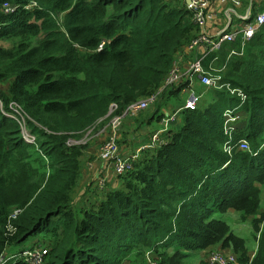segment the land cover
Wrapping results in <instances>:
<instances>
[{"label": "trees", "instance_id": "obj_1", "mask_svg": "<svg viewBox=\"0 0 264 264\" xmlns=\"http://www.w3.org/2000/svg\"><path fill=\"white\" fill-rule=\"evenodd\" d=\"M31 1L36 5L25 9ZM4 4L14 10L4 12ZM242 5L251 7L247 22L264 10V0ZM199 33L184 0H0V41H10L0 46V260L24 250L7 254L12 246L39 236L47 242L42 264H146L150 250L161 264H185L191 253L205 256L217 248L231 250L237 264H264V23L243 48L241 40L226 42L202 60L206 72L245 99L225 88L207 89L189 75L199 81V103L181 108L151 146L160 123L174 113H163L167 98L190 80L167 88L164 82ZM152 96L150 107L133 117L136 126L147 127L136 145L149 147L131 148L129 157H137L117 176V186L107 183L77 205L89 143L68 141ZM12 102L27 117L34 144L1 112ZM227 111L237 117L233 141L246 140L249 151L224 150ZM126 135L120 132L119 149ZM231 211L253 229L252 258L244 239L216 217ZM4 264L29 263L15 258Z\"/></svg>", "mask_w": 264, "mask_h": 264}, {"label": "built area", "instance_id": "obj_2", "mask_svg": "<svg viewBox=\"0 0 264 264\" xmlns=\"http://www.w3.org/2000/svg\"><path fill=\"white\" fill-rule=\"evenodd\" d=\"M211 2L212 0H192L191 5L189 6L193 10L194 14V21L197 24V26L200 28L199 36L194 39L189 45L188 50L193 49L194 47L203 44L205 46L206 53L203 54L200 58L194 60L190 68L188 70V74L190 76L197 75L199 77L200 82L207 88V89H221L225 88L227 89L231 94L238 95L241 100L245 99L244 93L237 88H232L231 85L227 82H222L221 76L206 72L202 66V60L205 57L206 54L210 52L219 51L222 48V45L226 42L228 43H235L238 40H241V47L246 44V42L252 37L254 32L264 23V10L257 13L254 20L250 22H246L242 26L235 25L233 28L225 27L222 30L216 31L214 35H207L204 32V28L207 24V22L213 20L214 18V11L211 9ZM235 3L231 5L230 8H228L227 12L228 14H235V7L240 4L239 1H234ZM36 3L34 1H31L29 4H27L24 8L30 9L34 7ZM4 12H12L14 8L12 6H9L8 4H4L3 6ZM251 15V9H247L246 12L239 15L238 18L242 20H248ZM101 47V45H100ZM242 51V49H241ZM241 51L237 53L234 50L230 51V55H237L241 54ZM181 74L177 68H173L171 72L169 73L168 77L166 78L163 88H167L175 84L180 78ZM155 100V97H148L144 100H141L139 102H136L134 104L129 105L124 112L118 115H113L108 123L107 126L110 128V134L108 138L103 142L101 146V152L100 157L102 160L109 162L112 165L113 172L119 176L124 174L126 171L130 170L132 167V163L137 157V155H133L131 157H123L119 153L118 143L117 140L119 138V128L121 126L122 120L129 116V115H135L138 112L145 110L150 104H152ZM199 96L196 94L195 90L189 88L188 96L185 100V103L183 105V109H194L198 104ZM1 104V100H0ZM115 106H112L110 109V114L114 113ZM1 112L8 118L14 119L18 122L21 128L22 138L26 143L34 144L35 143V137L27 130L26 128V116L23 113L21 107L12 102L9 105V111L1 110ZM226 116V122H225V128L224 132L227 136V142L224 144V150L228 153H231L234 148H237V150H243V151H249V144L246 140H238L233 141V131H234V122L237 120V117L232 116L231 112L227 111L224 114ZM174 118V115H172L169 118H166L164 120V129L159 130L158 132H155L152 136L151 140V146H154V144H159L161 142L160 140V133L167 128V123L171 122V120ZM97 126V125H96ZM90 128L86 133L85 137L89 135V133L94 130L96 127ZM83 137H81L78 141L76 140H69L68 144H86L85 141L81 140ZM149 147L148 145L141 147L138 149L137 153L144 148ZM98 185L100 188H104L105 186V179H100L98 181ZM263 226V225H262ZM44 251H25L23 252L21 258H23L26 262L29 264H42L44 260ZM153 252L147 251L146 257L148 264H161L154 256ZM2 259V258H1ZM1 261V260H0ZM207 261L209 264H237V259L235 255L231 253H226L224 251H221L220 249L212 250L207 258Z\"/></svg>", "mask_w": 264, "mask_h": 264}, {"label": "crops", "instance_id": "obj_3", "mask_svg": "<svg viewBox=\"0 0 264 264\" xmlns=\"http://www.w3.org/2000/svg\"><path fill=\"white\" fill-rule=\"evenodd\" d=\"M234 1L240 2V4L235 7V14L237 17L239 15H241L242 13L246 12V10L248 8L251 9L250 5L243 7L242 0H212L211 9L214 11V18H213V20L207 22V24L204 28V32L207 35H210V36L214 35L216 33V31H218V30H222L225 27L233 28L236 25V24L232 23L231 15L228 14V12H227L228 8H230L231 5H233L235 3ZM252 1H254L257 5H259L262 0H250V3H252ZM246 22H247V20L241 19L239 22L240 26H242ZM198 46L194 47L191 50H188L186 48L181 53H179L177 55L176 61H175V68H177L179 70L180 74L182 75L180 79L188 78V80H190L189 74L187 72H188L192 62L189 60L194 58V57L191 58L190 55H194L197 52L200 53V52H203L205 50V46L203 44H200ZM189 82H190L189 86L183 88L182 91H180V93L177 94L175 97L167 98L168 100L164 104L165 107H162L163 113H166L167 111H172L174 113L176 112L175 114L173 113L174 118L171 120V122H169V124L167 123V125H169V126H173L174 123L177 122V120L179 119L178 114H179V111H181V108L183 109L182 106L184 105L185 100L188 96L189 88H191L195 91L198 90L197 83L199 81H195V80L193 81V79H191ZM137 114L129 115L123 119V121L127 120V125H128L126 127V133H127L126 140H127V142L123 143L121 145L119 152L124 153L126 155L130 154L129 151L131 148L138 146L137 147V149H138L144 144V143H142V145L141 144L136 145L137 143L143 142V141H140V140H142V138L140 136L143 137L146 134V130H147V127L145 126V124L141 125L140 127H139V125L136 126V123L134 122L133 117H135ZM128 118H132V119H128ZM164 126H165V124L163 121V123L162 124L160 123V125L158 127L159 130L164 129ZM99 133H100V131L97 132V134H99ZM109 134H110V132H109ZM118 136L120 138V134H118ZM121 137H122V135H121ZM119 138H118V140H119ZM97 139L98 140H96V142H91V143L89 142L90 144H89V147L86 151L85 170L88 173L87 176H91V177L95 178L96 176H100L101 173H103L105 170H107L109 177H110V180L108 181V183L112 184L113 186H117L118 181L115 184H113V180H112L113 173H114L113 169H112V165L110 164V167H109L108 162L102 160L100 157L101 146L106 139L104 141H103V138H100V139L97 138ZM118 140H117V142H118ZM82 181H83V179H82ZM84 181L86 182L87 180L84 179ZM88 185H90V182H86V185H82L83 186L82 192H81L82 194L87 192V190H88L87 186ZM263 194H264V190L262 191V198H264ZM87 195L89 196L90 193H88ZM86 199H88V198H86ZM255 251H256V247H255L253 253H255ZM199 256H200V259L202 261V257L200 254H199ZM188 258H189V256L187 257V259ZM200 259H199V262H200ZM199 262H196V264Z\"/></svg>", "mask_w": 264, "mask_h": 264}, {"label": "rangeland", "instance_id": "obj_4", "mask_svg": "<svg viewBox=\"0 0 264 264\" xmlns=\"http://www.w3.org/2000/svg\"><path fill=\"white\" fill-rule=\"evenodd\" d=\"M259 12H261V11H258L257 13H259ZM231 19H232V23H234V24L239 23L238 22L239 18L237 16H235L234 14H231ZM9 44H10V41H0V46H8ZM198 93H199V91L196 92L197 95H199ZM202 94H204L203 91H202ZM199 100H198V103H199ZM150 105L145 110H147L150 107ZM142 111H144V110H142ZM107 123L102 125V126L97 125L94 128V130H92L89 133V135L87 137L83 136V138L81 140L85 141L86 144L89 143V142L90 143L91 142H96V140H98L97 138H99V139L103 138V141H104L105 139L108 138L109 132H110V128L107 126ZM155 126H157V125H155ZM126 127H127V121H123L122 120L121 126L119 128V134H120V132L126 130ZM98 131H100L99 134H97ZM122 156L123 157H129V155H125V154H123ZM83 159H84V162H83V168H82V177H81V181H80V185H81L80 187H83L82 185H86V182H90V189H88L87 192H85L83 194H79V190L80 189H77L76 196L79 198L76 201L77 205L78 204L81 205L84 202V200H87L86 198L91 200L94 197H96L98 194H100L103 189L107 188V183L110 180V177H109V174H108L107 170H105L103 173H101L100 176H96L95 178L91 177V176H87L88 173L85 170L86 156ZM108 164H109V167H110V163L109 162H108ZM102 178L105 179V186H104L103 189L100 188L99 185H98V181L100 179H102ZM82 179H83V181H82ZM84 179L87 180V181L85 182ZM112 180H113V184H115L117 182V175L115 173H113ZM259 187H260V190H261V200H263L262 201V204H263L262 210H263V213H264V198H262V191L264 190V182L259 184ZM88 193H90L89 196L87 195ZM81 199H82V203L80 202ZM240 216H241L240 213L237 212V211H231V212H226V213H222V214H220V213L216 214V217H218V218L224 220L225 222H227V224L230 226L232 231L237 236H239V237L244 239L246 247H247V250H248V255H249L250 258H252L253 254H254L253 253L254 249L256 247V240L254 238V232H253V229L251 228L250 224L248 222L243 221ZM257 236H259V233H258ZM45 247H47V242L46 241H43V239L40 238L39 236H36V237H32L31 236L24 243L19 244L17 246H12L10 248V250L8 251V253H7V254H11V253L17 254V252L19 250H23L24 249L20 254H18L16 256L12 255L11 257L4 256L1 259L0 264H4L6 262H13L15 260V258H21L23 252H25V251H34V250H38V251L42 250V251H44L46 249ZM171 251H172V249H168L167 252L171 253ZM210 252H209V254H210ZM225 252L233 254L231 252V250H228V252L227 251H225ZM209 254H206L204 256L201 253L200 255H201L202 259H205L207 261V258L209 256ZM154 255H155L156 259L159 261L160 257L158 255H156L155 253H154ZM145 259H146V264H148L147 257ZM186 259H187V257L185 258V262H184L185 264H196V262H199L200 256H199L198 252H193L189 256V258L187 260ZM200 261H201V259H200ZM123 264H127V261H125ZM143 264H145V261H143ZM197 264H200V262L197 263Z\"/></svg>", "mask_w": 264, "mask_h": 264}, {"label": "water", "instance_id": "obj_5", "mask_svg": "<svg viewBox=\"0 0 264 264\" xmlns=\"http://www.w3.org/2000/svg\"><path fill=\"white\" fill-rule=\"evenodd\" d=\"M191 1H192V0H184L185 4H186L187 6H190V5H191Z\"/></svg>", "mask_w": 264, "mask_h": 264}]
</instances>
